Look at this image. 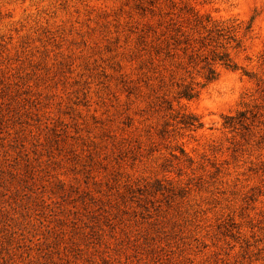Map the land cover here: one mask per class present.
Instances as JSON below:
<instances>
[{
    "label": "rangeland",
    "instance_id": "obj_1",
    "mask_svg": "<svg viewBox=\"0 0 264 264\" xmlns=\"http://www.w3.org/2000/svg\"><path fill=\"white\" fill-rule=\"evenodd\" d=\"M0 264H264V0H0Z\"/></svg>",
    "mask_w": 264,
    "mask_h": 264
},
{
    "label": "trees",
    "instance_id": "obj_2",
    "mask_svg": "<svg viewBox=\"0 0 264 264\" xmlns=\"http://www.w3.org/2000/svg\"><path fill=\"white\" fill-rule=\"evenodd\" d=\"M194 16V15H193ZM193 22L195 23V26H198L199 28H202L204 29V22L207 24L209 21L208 20H202L201 18H199L198 16H194L193 17ZM227 54H222L221 56H219L218 60L219 62H221V64L225 67H231L230 66V62L227 58ZM215 77V73H214V70L212 69V67H210V63L207 65V76L205 77V79L207 81H210L212 80L213 78Z\"/></svg>",
    "mask_w": 264,
    "mask_h": 264
}]
</instances>
